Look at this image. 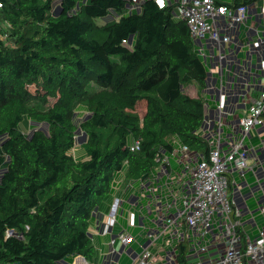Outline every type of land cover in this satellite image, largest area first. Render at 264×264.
<instances>
[{
	"label": "trees",
	"instance_id": "16d2710c",
	"mask_svg": "<svg viewBox=\"0 0 264 264\" xmlns=\"http://www.w3.org/2000/svg\"><path fill=\"white\" fill-rule=\"evenodd\" d=\"M140 7L61 0L56 15L53 0H0V264H100L92 222L110 211L118 176L148 177L176 144L209 153L208 70L188 24L175 5Z\"/></svg>",
	"mask_w": 264,
	"mask_h": 264
},
{
	"label": "built area",
	"instance_id": "2783aa9c",
	"mask_svg": "<svg viewBox=\"0 0 264 264\" xmlns=\"http://www.w3.org/2000/svg\"><path fill=\"white\" fill-rule=\"evenodd\" d=\"M144 1L132 0V11ZM154 1L160 9L176 6L208 70L199 135L209 153L176 144L158 154L148 177L117 179L110 211L96 214L94 244L108 237L111 264L126 256L129 264H264V229L252 240L236 201L243 190L237 176L246 180L254 171L247 142L264 127V1L239 8L232 0ZM241 29L247 38L237 41ZM237 97L245 100L228 112V100ZM130 150L139 152L141 142Z\"/></svg>",
	"mask_w": 264,
	"mask_h": 264
},
{
	"label": "crops",
	"instance_id": "0c3cea01",
	"mask_svg": "<svg viewBox=\"0 0 264 264\" xmlns=\"http://www.w3.org/2000/svg\"><path fill=\"white\" fill-rule=\"evenodd\" d=\"M259 14V12H258ZM259 20L258 24L260 25L263 21L259 16L256 17V22ZM240 33H236L235 36L240 39H246V32L241 29ZM250 36L254 37V34ZM236 51V48H234ZM238 58H244L243 56H239ZM237 59V58H236ZM236 99L240 101H244L245 99H241L237 97ZM247 148L249 152L250 165L254 169L253 172H249L246 176V180H242L239 176H237V181L242 187V197L237 195L236 201L237 204L243 207L245 204L247 206V210H249L250 215H244L243 218V226L246 233L251 237L252 240H256L259 237V228L264 229V214H262V208H264V127H259L251 134V139L247 142ZM85 156H82L81 159H84ZM259 180V182H258ZM258 212V215H255L254 212ZM102 214V213H101ZM101 222L103 217L100 215L98 217ZM247 219V223L245 220ZM250 224V226H249ZM102 232V230H100ZM93 233V234H92ZM91 235L94 240V220L92 222ZM99 245L95 244L97 250L100 252L101 262L104 259L110 260L111 258L104 254L102 250L104 247H108L109 239L108 237H99L97 238ZM96 240V241H97ZM104 255V256H103ZM111 261V260H110ZM110 261H107V264H111ZM75 264H91L84 258H78L75 260Z\"/></svg>",
	"mask_w": 264,
	"mask_h": 264
},
{
	"label": "rangeland",
	"instance_id": "374dc122",
	"mask_svg": "<svg viewBox=\"0 0 264 264\" xmlns=\"http://www.w3.org/2000/svg\"><path fill=\"white\" fill-rule=\"evenodd\" d=\"M53 4H54V13H56V15H58V13H59V9H60V6H61V0H53ZM135 11H137L138 13H141V7L140 6H138L137 8H136V10ZM113 17L112 16H110V17H107V18H104V19H101V20H98V25H100V26H104L105 24H107V23H109V22H111V21H113ZM259 22V20H257V23ZM188 94L189 95H191L192 97H194L195 96V94H196V90L195 89H192V90H189L188 91ZM240 102H239V100L238 99H234V98H230L229 100H228V108H227V111L228 112H232V113H237V105L239 104ZM135 110H136V112L137 113H139L140 115H143L144 113H145V108H144V105L140 102V103H138L137 105H136V108H135ZM23 131H25L26 133H29L30 131H31V128H29V125H21V127H20ZM32 130H33V128H32ZM81 142H83V134H81ZM250 138H251V136H250ZM76 157L77 158H79V159H81V157L82 156H86V151H85V149H84V147H83V145H81V143L79 144H77L76 145ZM118 181L119 182H126V184L128 183L126 180H125V173L124 172H122L119 176H118ZM128 186H125L124 188H123V190L124 189H126ZM240 207V209H241V211L243 212V215H250V212H249V210H247V206H246V204L243 206V207H241V206H239ZM254 214L255 215H258L259 213L258 212H254ZM121 215H123L124 217H126L127 216V214H126V212L125 211H121ZM247 221V219L245 220V223H247L246 222ZM249 226H250V224H249ZM96 244H97V246H100L99 245V242H98V240L96 241ZM103 251H104V254H107L109 251H110V248H103L102 249ZM128 253H129V255H132L133 254V250H132V248H130L129 250H128ZM128 257L126 256V258L122 261V264H129V260L127 259ZM76 260V259H75ZM75 260H74V262L73 263H70V261L69 260H66V261H64L63 262V264H75ZM111 260V259H110ZM110 260H108V259H104V261H102V263H100V264H107V261H110Z\"/></svg>",
	"mask_w": 264,
	"mask_h": 264
},
{
	"label": "water",
	"instance_id": "95a60500",
	"mask_svg": "<svg viewBox=\"0 0 264 264\" xmlns=\"http://www.w3.org/2000/svg\"><path fill=\"white\" fill-rule=\"evenodd\" d=\"M82 258V257H79V259ZM78 259V258H77Z\"/></svg>",
	"mask_w": 264,
	"mask_h": 264
}]
</instances>
